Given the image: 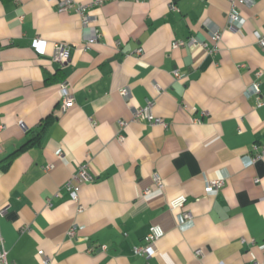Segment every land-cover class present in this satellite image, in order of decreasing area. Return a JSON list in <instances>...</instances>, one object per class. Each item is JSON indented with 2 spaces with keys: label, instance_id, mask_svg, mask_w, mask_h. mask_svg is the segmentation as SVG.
Segmentation results:
<instances>
[{
  "label": "crops",
  "instance_id": "crops-1",
  "mask_svg": "<svg viewBox=\"0 0 264 264\" xmlns=\"http://www.w3.org/2000/svg\"><path fill=\"white\" fill-rule=\"evenodd\" d=\"M57 5L0 0L7 260L38 264L43 249L51 264H264V0L237 5L240 27L228 23L231 0L107 1L90 8V28ZM190 36L199 44L172 48ZM55 43L68 47L64 63L53 60ZM63 82L74 97L65 110ZM148 103L166 128L132 119ZM79 166L91 181L73 178ZM203 173L223 179L217 195L205 193ZM178 196L184 206L171 209ZM151 226L164 230L154 255L133 254Z\"/></svg>",
  "mask_w": 264,
  "mask_h": 264
},
{
  "label": "built area",
  "instance_id": "built-area-1",
  "mask_svg": "<svg viewBox=\"0 0 264 264\" xmlns=\"http://www.w3.org/2000/svg\"><path fill=\"white\" fill-rule=\"evenodd\" d=\"M49 1H57L58 5L56 7V10L58 12H67L73 9L77 14H79L81 18V23L84 26V28H90L89 25L91 24L92 21L89 15V10L91 7L102 5L107 1H126V0H92L90 3H87V4L78 3L75 0H49ZM231 2H232V7L227 16L228 23L229 25H233L234 27H240L241 21H240L239 13L237 11V5L250 6L253 4V0H231ZM170 9L175 10L176 7L174 5H170ZM91 30H92L91 40H97L98 32L94 28H92ZM211 37H212V40L215 42V45L212 49L214 51L217 48L218 41L220 40L219 30L214 29L211 34ZM256 38H257V43L260 45L261 48L264 49V32L262 33L256 32ZM195 44H199L198 39L194 36H190L187 39L174 40L171 46L172 48H185V47H189ZM200 44L202 46H205V44L202 42H200ZM41 46H42V40L40 38H35L32 44L33 49L40 53L42 49ZM141 52H142V49L139 48L137 50V53L140 54ZM67 58H68L67 45L64 43H55L53 46V60L59 63H64L67 60ZM173 74L175 78L183 77V74L179 73L177 70H174ZM59 92H60L61 99H62L61 100L62 110H65L74 101L73 94L70 91L67 82H63L60 85ZM248 93L255 94L256 96L259 95V88L256 83L249 86ZM120 94L126 98L128 96L127 88L121 89ZM258 104L264 105V99H258ZM151 106H152V103H148L147 106L145 107L135 108L133 110L132 119L133 120L143 119V120H146L149 124L160 125L166 128L168 126V123L159 117L153 116L150 110ZM120 124H124V122L121 121ZM20 125L22 124L20 123ZM58 155H60V152H58ZM254 160L255 159L253 158H248L247 164H252ZM73 178H75V180H77L78 182H88L92 180L91 176L88 174L86 170V166H79ZM202 178L204 181L205 193L211 196L217 195L220 188L224 184L222 178L209 179L205 173L202 174ZM153 179L155 183L158 185V187L162 186V183L160 179L158 178V176L154 175ZM68 188L70 190V195L72 199L75 200L77 198V192L79 190L78 186H72L71 184H68ZM145 192L148 193L149 190H146ZM261 200L264 202V194L261 197ZM184 202H185L184 196H178L169 201V207L171 209H179V208L181 209L184 206ZM79 210H81V207H79ZM181 218L184 220L187 219V221L189 222L188 220L189 214L182 213ZM75 230H76V226L75 225L71 226L69 228L68 234L70 236H74ZM163 235H164V230L160 226H151L148 232L142 238L141 244L133 247V250H132L133 254L137 256H142V257L153 256L155 252L154 244ZM102 249H105V247L103 246ZM36 254L38 257V264H51L50 258L46 255L43 249L37 250ZM195 254L200 255L201 250H196ZM0 264H14L7 260L5 250L0 251Z\"/></svg>",
  "mask_w": 264,
  "mask_h": 264
}]
</instances>
